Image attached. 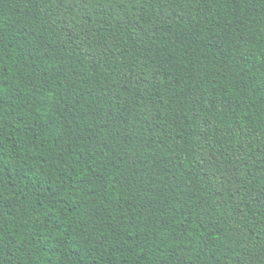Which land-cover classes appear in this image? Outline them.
I'll list each match as a JSON object with an SVG mask.
<instances>
[{
    "label": "trees",
    "instance_id": "16d2710c",
    "mask_svg": "<svg viewBox=\"0 0 264 264\" xmlns=\"http://www.w3.org/2000/svg\"><path fill=\"white\" fill-rule=\"evenodd\" d=\"M0 264H264V0H0Z\"/></svg>",
    "mask_w": 264,
    "mask_h": 264
}]
</instances>
